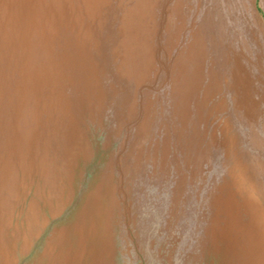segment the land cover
<instances>
[{
  "label": "rangeland",
  "instance_id": "obj_1",
  "mask_svg": "<svg viewBox=\"0 0 264 264\" xmlns=\"http://www.w3.org/2000/svg\"><path fill=\"white\" fill-rule=\"evenodd\" d=\"M0 264H264V0H0Z\"/></svg>",
  "mask_w": 264,
  "mask_h": 264
}]
</instances>
